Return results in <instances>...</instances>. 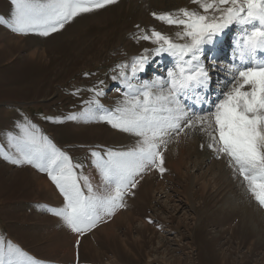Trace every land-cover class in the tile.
Masks as SVG:
<instances>
[{
  "label": "rangeland",
  "instance_id": "1",
  "mask_svg": "<svg viewBox=\"0 0 264 264\" xmlns=\"http://www.w3.org/2000/svg\"><path fill=\"white\" fill-rule=\"evenodd\" d=\"M179 7L195 5L190 0H118L50 37L21 36L0 25V145L6 147V133L27 116L81 161V145L133 147L134 136L106 123H53L43 117L77 112L89 93H70L98 79L105 80L101 102L115 106L122 99L121 85L111 80L109 69L155 47L135 39L136 25L174 36L175 26L155 20L152 13ZM10 9V0H0V15L7 18ZM8 35L16 36L20 46L6 56L2 49ZM172 64L167 54L153 56L139 78L166 75ZM205 138L190 133L171 143L165 152L167 171L148 173L135 196L127 198V209L84 236L48 211L61 206L63 197L45 173L0 158V238L47 264H264V209L250 200L223 162L201 149ZM93 183H100L98 176Z\"/></svg>",
  "mask_w": 264,
  "mask_h": 264
},
{
  "label": "snow or ice",
  "instance_id": "2",
  "mask_svg": "<svg viewBox=\"0 0 264 264\" xmlns=\"http://www.w3.org/2000/svg\"><path fill=\"white\" fill-rule=\"evenodd\" d=\"M118 0H10V15L0 25L27 36L50 37L77 18L105 10ZM194 8L153 12L155 20L175 26L174 36L136 25L137 41H149L137 56L115 64L111 80L121 85L122 99L113 107L101 102L105 80L75 87L70 93L88 92L83 107L61 116H44L53 123L76 121L106 123L136 138L133 147L81 145L84 160L74 158L55 144L27 116L6 133L0 158L15 166H30L45 173L63 197L62 205L49 208L64 227L78 236L92 232L128 208L144 177L163 175L165 152L190 133L206 137L208 150L231 170L244 193L264 209V0H190ZM237 27L232 60L219 58L218 39L230 26ZM167 54L173 64L166 75L141 80L153 56ZM213 74L216 90L209 96ZM220 74H223L222 77ZM85 76L94 75L86 72ZM108 75V73H106ZM191 101L195 108L186 104ZM93 172L89 175L85 169ZM100 183L94 187L93 181ZM149 223H155L149 219ZM77 240L76 244L79 245ZM0 264H47L11 241L0 238Z\"/></svg>",
  "mask_w": 264,
  "mask_h": 264
},
{
  "label": "bare ground",
  "instance_id": "3",
  "mask_svg": "<svg viewBox=\"0 0 264 264\" xmlns=\"http://www.w3.org/2000/svg\"><path fill=\"white\" fill-rule=\"evenodd\" d=\"M11 35V34H10ZM10 35H8V38H7V42H6V46H5V49H2V53H5V55L6 56H8V55H10V54H12L19 46H20V44L19 43H17L18 41H17V39H16V36H10ZM224 35V34H223ZM223 35H222V37H220V38H217L218 39V41H222V38H223ZM11 42H13V44H11ZM4 51V52H3ZM11 58V57H10ZM262 58H264V56H262ZM214 90H209V93H211V92H213ZM190 103H191V101H188V104L190 105ZM193 136V135H192ZM191 136V137H192ZM206 139V138H205ZM190 141H192V140H189L188 142H190ZM198 142V141H197ZM186 144V143H185ZM191 144V143H190ZM194 144V143H193ZM194 147V146H193ZM187 149V148H186ZM189 153V152H188ZM180 158V157H179ZM183 162V161H182ZM181 163V162H180ZM179 163V164H180ZM197 163V162H196ZM180 166V165H179ZM195 166V165H194ZM177 170H178V168H177ZM41 183L43 184V185H45V186H49V184H48V182L46 181V180H42L41 181ZM217 185V184H216ZM230 195H231V193H230ZM232 197H230V201L233 199L234 200V197H233V195H231ZM236 198V197H235ZM101 228V227H100ZM96 232V231H95ZM172 264V263H171Z\"/></svg>",
  "mask_w": 264,
  "mask_h": 264
}]
</instances>
